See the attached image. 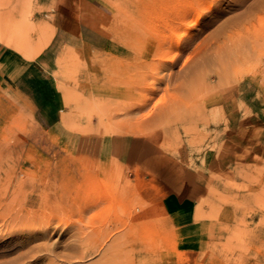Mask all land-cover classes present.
<instances>
[{
	"label": "rangeland",
	"instance_id": "1",
	"mask_svg": "<svg viewBox=\"0 0 264 264\" xmlns=\"http://www.w3.org/2000/svg\"><path fill=\"white\" fill-rule=\"evenodd\" d=\"M211 1L0 0V175L28 178V186L45 181L35 162L54 172L48 179L57 176L61 192L71 177L76 186L79 225L54 220L47 240L29 242L54 246V253L31 264H264V120L256 115L264 107V14L246 26V40L257 43L240 53L247 61L232 52L224 66L201 62L198 52L214 39L222 45L232 22L256 2ZM170 31L171 41L160 42ZM19 33L31 44L26 55L16 50ZM55 34L51 78L60 112L45 129L26 81L41 89L33 69ZM64 34L96 44L59 43ZM114 136L160 148L166 165L190 177L185 201L169 203L146 173L111 157ZM6 181L0 202L16 196L18 206H34V218L50 215L53 191L40 208V188L20 184L10 193ZM21 237H3L0 250Z\"/></svg>",
	"mask_w": 264,
	"mask_h": 264
},
{
	"label": "bare ground",
	"instance_id": "2",
	"mask_svg": "<svg viewBox=\"0 0 264 264\" xmlns=\"http://www.w3.org/2000/svg\"><path fill=\"white\" fill-rule=\"evenodd\" d=\"M174 1L176 0H158V5H160L161 7H165L167 4L170 5L174 3ZM217 1L218 0H212L211 3L214 4ZM260 12L264 14V0H256V2H254L250 7H247L240 15H238L237 18L232 22V24L230 23L231 24L230 28H234V29L229 32L223 31V33L224 32L225 33H224V40L222 41V45L219 44V40L214 39L212 45L209 44V45L204 46L200 50V52H198V57L201 60V62H205L206 59L212 58L216 62H218L220 66H224L225 64L224 57L228 58L230 54H232V52L237 54L235 55L237 56L236 58H238L239 56L240 58V59L238 58L239 60H242L243 62L245 60L247 61L249 57L243 58V54H240V53L243 51H254L257 47V43L253 41H251L252 43H249L250 41L246 40L247 35L245 34L248 31L246 26L250 25L252 23V18ZM26 14H27L26 12H23L22 21L26 18ZM197 15L199 17L198 13ZM166 19H167L166 23L171 26L173 24V22H170L172 21V19L169 16H167ZM198 23L199 21L197 19L195 21V24L198 25ZM228 24L229 23L227 22V25ZM11 28H13V25L12 27L9 28L10 32H11ZM237 28H241V32H240L241 36L238 37L235 35L236 39H234L233 35L235 32V29ZM248 28H251V27L249 26ZM168 35L169 36L163 35V37L159 39L160 42L162 43L170 42L172 38L171 31ZM248 35L250 34L248 33ZM19 36L20 37L17 41L16 50L19 51L21 54L26 55L30 51L31 44L28 43L26 39H23L21 33H19ZM178 46L180 47V45ZM115 133L120 134V132H115ZM14 162H18V161H14ZM32 167L37 170V173H42V174L45 173L46 175L45 181L44 180H40L38 182L31 181L30 183L31 186L29 185L32 189L34 188L41 189V192H42L41 195H42L43 202L42 201L40 202L39 207L42 208L41 205L45 204L44 202L46 200L47 192L53 191V196L54 194H56V197L54 196L53 198H51V200L50 198L47 199L46 204H48V202L50 203L49 205L53 204L54 205L53 208L56 209V211L50 208L51 213L48 216H44L45 213L43 211H40L39 214L41 215H38L40 219H37V218H34V212H35L34 206L33 207H28L26 205L18 206L19 204H21L20 203L21 201H19L18 197L16 196H10L9 198H7L8 201L6 199L5 203L0 202V240L5 236L13 237L15 234H19L20 237L22 236L21 237L22 239L8 242L3 247V249L0 250V264H31L32 262L38 260V258H40V254L42 253L53 254L54 246L48 247L44 243L39 244V245L38 244L31 245L30 243H31V239L32 240H43V241L47 240L49 236L52 234L51 230L48 228L50 227V225L53 223L54 220L60 221V222H62L63 220L64 223H67L71 225L72 227L77 224L79 225V223L77 224L75 223V220L73 217L74 214L72 212L73 207H74L75 193H76V186L73 180L74 178L73 177L70 178L71 185L66 187V191L62 189V192H61V188L63 186L61 184H58L57 176L52 181L54 172L50 171L49 169H44V170L41 169L40 166L36 164L35 162H32ZM51 173H52V177L49 180L48 177L49 175H51ZM117 174H121V173L117 172ZM0 176H1L0 185L4 184L3 182H5L6 180L7 181L11 180L10 183L6 185L10 193L15 191V187L20 186V184H23L25 187H29L28 182L30 181H27L28 178L25 180H22V179L19 180V178L16 177V175H13V177H11L12 175H10V178H9L5 175V173H1ZM3 190L4 189L0 191L2 192ZM64 195L66 199L64 198ZM86 204H87V201H86ZM90 204L92 203H89L87 205L88 209L90 208ZM65 206H67L68 209H70L72 213L68 214L67 213L68 210H65ZM83 206L86 207V205H83ZM63 212L65 213V215L63 214ZM45 225L47 226L46 228L44 229L40 228V226L42 227ZM122 227L125 228V226H122ZM53 257L58 258L59 256H57L56 254V256H53ZM116 257L119 258L120 256H117L116 254ZM128 262L130 261L127 260V263ZM132 263L133 262H130V264ZM49 264H53V263L50 262Z\"/></svg>",
	"mask_w": 264,
	"mask_h": 264
},
{
	"label": "crops",
	"instance_id": "3",
	"mask_svg": "<svg viewBox=\"0 0 264 264\" xmlns=\"http://www.w3.org/2000/svg\"><path fill=\"white\" fill-rule=\"evenodd\" d=\"M57 31H59V29H57ZM55 39L56 34L49 46L37 57V59L41 61L38 63V67L33 69L34 71H39L43 78L41 89H38V86L36 89H32L35 83L29 80L26 81V84L30 83V85H32L31 89L29 88L25 91L26 97L30 100L32 106H34V114L38 124L45 129L52 128L57 124V118L60 112L58 104L59 98L55 88L56 85L51 78L54 64L59 54L57 49L51 50L50 48ZM60 42L62 44L78 43L87 46H94V44H96V42L88 36L74 34H64L59 43ZM35 74L36 73L33 72L32 77ZM256 115L264 120V107H259ZM108 154L125 166L146 173L152 184L160 191L165 192L164 198L166 201L168 200L169 203L172 202L175 205L185 201L184 199H186V197L184 196L188 194L185 188L190 184V177H187L184 171L180 170L181 168L174 162L166 165L162 161V152L160 148L153 143L135 136H114L109 140Z\"/></svg>",
	"mask_w": 264,
	"mask_h": 264
}]
</instances>
